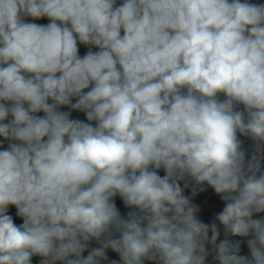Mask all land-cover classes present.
<instances>
[{"label":"clouds","instance_id":"clouds-1","mask_svg":"<svg viewBox=\"0 0 264 264\" xmlns=\"http://www.w3.org/2000/svg\"><path fill=\"white\" fill-rule=\"evenodd\" d=\"M0 138V264H264V2L0 0Z\"/></svg>","mask_w":264,"mask_h":264},{"label":"trees","instance_id":"trees-1","mask_svg":"<svg viewBox=\"0 0 264 264\" xmlns=\"http://www.w3.org/2000/svg\"><path fill=\"white\" fill-rule=\"evenodd\" d=\"M261 2H264V0H261ZM38 23H47V21L41 20V21H38ZM80 49H81V54H83L86 51L84 46H80ZM94 51H95V49H94ZM65 110H67V109H65ZM40 115H42V114H40ZM73 117L79 118V119H84V116L82 113L74 112ZM240 138L243 141V147L245 149H250L251 141L245 137H240ZM0 139H2V138H0ZM160 174L163 175V172H161ZM186 194H188V193H186ZM195 202L200 204V206H201V213L199 215H200V218L204 222H211L214 214L219 212L223 208V203L219 200V198L214 194V192L211 189H208L204 193L198 194L197 197L195 198ZM117 206L121 209L122 212L127 211L126 209L123 208L122 202L119 200V198H117ZM14 211H15L14 208L11 209L12 213H14ZM20 222L21 221H19L17 219V223H20ZM222 238H223V236H221V239ZM236 239H240V238H236ZM92 246L93 247L96 246L94 242H93ZM246 253H247V246H246V244H243L242 245V254H246ZM108 255H109L110 259H118V256L115 253L111 252V250H109ZM33 264H36L35 258H34Z\"/></svg>","mask_w":264,"mask_h":264}]
</instances>
